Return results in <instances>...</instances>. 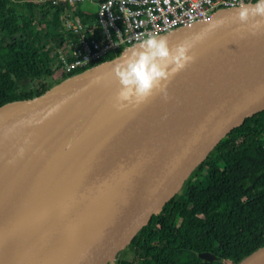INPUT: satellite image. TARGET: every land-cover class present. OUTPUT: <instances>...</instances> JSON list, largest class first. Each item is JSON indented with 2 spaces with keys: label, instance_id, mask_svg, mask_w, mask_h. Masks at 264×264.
I'll return each mask as SVG.
<instances>
[{
  "label": "water",
  "instance_id": "obj_1",
  "mask_svg": "<svg viewBox=\"0 0 264 264\" xmlns=\"http://www.w3.org/2000/svg\"><path fill=\"white\" fill-rule=\"evenodd\" d=\"M241 5L158 34L170 48L192 42L195 56L168 84L167 101L157 93L138 107L113 106L112 65L137 42L0 105V127L13 129L0 138V264H114L218 146L264 109V33L235 20ZM262 254L264 244L235 264Z\"/></svg>",
  "mask_w": 264,
  "mask_h": 264
},
{
  "label": "trees",
  "instance_id": "obj_2",
  "mask_svg": "<svg viewBox=\"0 0 264 264\" xmlns=\"http://www.w3.org/2000/svg\"><path fill=\"white\" fill-rule=\"evenodd\" d=\"M67 9L51 0H0V105L40 94L72 74L62 70L57 53L71 35ZM72 14L84 20L78 9ZM263 244L264 109L218 146L114 264H235ZM199 251L224 261H203Z\"/></svg>",
  "mask_w": 264,
  "mask_h": 264
},
{
  "label": "built area",
  "instance_id": "obj_3",
  "mask_svg": "<svg viewBox=\"0 0 264 264\" xmlns=\"http://www.w3.org/2000/svg\"><path fill=\"white\" fill-rule=\"evenodd\" d=\"M59 0H51L56 3ZM69 5L88 1L94 11L79 10L65 20L70 37L58 48L64 72L87 68L109 51L136 44L148 34H161L210 17L215 9L252 0H63ZM93 18V20L91 19ZM90 20V21H89Z\"/></svg>",
  "mask_w": 264,
  "mask_h": 264
},
{
  "label": "clouds",
  "instance_id": "obj_4",
  "mask_svg": "<svg viewBox=\"0 0 264 264\" xmlns=\"http://www.w3.org/2000/svg\"><path fill=\"white\" fill-rule=\"evenodd\" d=\"M59 2L68 5L66 11L70 9L71 13L67 14L71 15L75 4L69 5L63 0L56 3ZM235 20L247 26L252 35L264 33V0L241 5ZM222 23L223 21H216L212 27H218ZM192 47V42L182 41L170 48L167 36L150 33L135 46L128 48L111 68L110 75L119 83L113 106L117 110L138 107L157 93L167 101V87L172 78L195 61V56L189 54ZM95 82L99 83L100 78ZM20 153H23V149H20Z\"/></svg>",
  "mask_w": 264,
  "mask_h": 264
},
{
  "label": "bare ground",
  "instance_id": "obj_5",
  "mask_svg": "<svg viewBox=\"0 0 264 264\" xmlns=\"http://www.w3.org/2000/svg\"><path fill=\"white\" fill-rule=\"evenodd\" d=\"M11 131H13V129H11L10 125L1 126L0 127V138L5 139L10 134ZM249 264H264V254L260 255L259 257H257L255 260H253Z\"/></svg>",
  "mask_w": 264,
  "mask_h": 264
},
{
  "label": "rangeland",
  "instance_id": "obj_6",
  "mask_svg": "<svg viewBox=\"0 0 264 264\" xmlns=\"http://www.w3.org/2000/svg\"><path fill=\"white\" fill-rule=\"evenodd\" d=\"M76 6L78 8H81V9L87 8V9H90L91 11H94V9H95V6L93 4H91L90 2H88V1H80V2L76 3ZM67 12L70 14L71 13V10L69 9ZM46 80L49 81V82H51L48 78ZM130 255L131 254H127L126 255L127 258H129Z\"/></svg>",
  "mask_w": 264,
  "mask_h": 264
},
{
  "label": "crops",
  "instance_id": "obj_7",
  "mask_svg": "<svg viewBox=\"0 0 264 264\" xmlns=\"http://www.w3.org/2000/svg\"><path fill=\"white\" fill-rule=\"evenodd\" d=\"M91 4H92V3H91ZM72 7H74V9H78V10L91 11L90 9H87V8H84V9L78 8V7L76 6V4H75L74 6H72Z\"/></svg>",
  "mask_w": 264,
  "mask_h": 264
}]
</instances>
